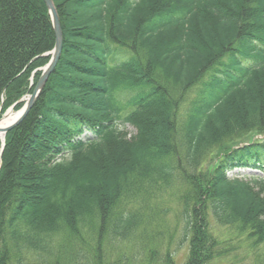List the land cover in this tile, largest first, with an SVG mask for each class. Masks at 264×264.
<instances>
[{
    "label": "trees",
    "instance_id": "1",
    "mask_svg": "<svg viewBox=\"0 0 264 264\" xmlns=\"http://www.w3.org/2000/svg\"><path fill=\"white\" fill-rule=\"evenodd\" d=\"M52 2L60 59L1 154L0 264L72 246L66 263L102 264L105 241L145 239L169 195L184 264L232 250L212 221L262 245L264 0ZM54 45L43 0H0V117ZM156 262L175 263L137 264Z\"/></svg>",
    "mask_w": 264,
    "mask_h": 264
},
{
    "label": "rangeland",
    "instance_id": "2",
    "mask_svg": "<svg viewBox=\"0 0 264 264\" xmlns=\"http://www.w3.org/2000/svg\"><path fill=\"white\" fill-rule=\"evenodd\" d=\"M31 81L33 82V77ZM11 108L13 113L19 111H14V107L11 106L5 112ZM0 113H2L1 110ZM154 115L155 114L151 111L149 116L152 117ZM31 121L32 118L29 119V122ZM125 129L128 137L136 133L135 128L132 126L128 125ZM1 142L2 140H0V151L2 148ZM229 176H231V173ZM161 203L162 204L155 210L154 221L149 226V231L146 232L144 236L146 237L145 239H141V241L124 242L120 240L105 241L102 246V264H137L146 259L148 254H155L158 260L170 254L174 259V264H184L186 262L189 254V243L187 241L183 245L180 243L182 240L183 226L176 213L178 204L170 195ZM211 230L218 241L221 243L225 241L232 250L229 249L230 252L228 254L225 253L226 255L213 260L210 264H264V243L257 248L251 249V244L245 240L241 233H238L234 228L222 226L214 221L211 222ZM56 241L58 250L62 242L60 238ZM63 250H70L72 253L63 254V251L59 250L57 254H52V256L47 259H45V253L43 255L39 254V257L37 254H22V257L25 259V262L29 264L38 263L43 260H45L46 264H55V262L58 264H73V262L66 263L65 261L66 258H73V256L76 255L75 250L73 251V246L72 248H63ZM87 256H89V254ZM76 264L95 263L92 261H79L76 262Z\"/></svg>",
    "mask_w": 264,
    "mask_h": 264
},
{
    "label": "water",
    "instance_id": "3",
    "mask_svg": "<svg viewBox=\"0 0 264 264\" xmlns=\"http://www.w3.org/2000/svg\"><path fill=\"white\" fill-rule=\"evenodd\" d=\"M43 2L47 6V8L49 10V14L51 16L52 26H53L54 35H55V45H54V48L51 52L43 55V56L50 55L51 59H50L49 63L43 69H41L42 75H41L39 81L37 82L32 94L29 95L28 99L26 100L24 107L19 112L15 113V114H17V117L14 120H12L11 122L4 123V125H1V123L4 122V118L7 117V115L10 112H12V108H11L2 116V118L0 120V132H2L4 134L2 142H1L2 148L0 151V157H1L2 150L4 148L5 134L7 132H9L10 130H12L14 127L18 126L25 119V117L28 115V113L31 110L34 102L39 97V95H40L44 85L46 84L48 78L54 72L56 65H57V63L60 59V56H61L63 34H62L59 16L57 14L56 8H55L52 0H43ZM21 101H24V98H22Z\"/></svg>",
    "mask_w": 264,
    "mask_h": 264
},
{
    "label": "bare ground",
    "instance_id": "4",
    "mask_svg": "<svg viewBox=\"0 0 264 264\" xmlns=\"http://www.w3.org/2000/svg\"><path fill=\"white\" fill-rule=\"evenodd\" d=\"M17 117V114L10 112L7 117L4 118V122L1 123V125H4V123H9L12 120H14ZM4 134L0 132V140L3 139Z\"/></svg>",
    "mask_w": 264,
    "mask_h": 264
}]
</instances>
